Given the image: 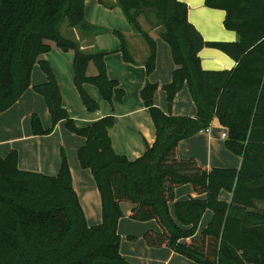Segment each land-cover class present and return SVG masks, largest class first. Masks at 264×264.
I'll list each match as a JSON object with an SVG mask.
<instances>
[{
  "label": "trees",
  "instance_id": "trees-1",
  "mask_svg": "<svg viewBox=\"0 0 264 264\" xmlns=\"http://www.w3.org/2000/svg\"><path fill=\"white\" fill-rule=\"evenodd\" d=\"M84 1L0 0V113L31 87L45 100L53 124L43 129L33 113V135L48 134L65 120L84 137L76 156L98 189L101 221L87 224L63 152L57 173L49 175L20 169L17 151L11 149L0 156V264H131L119 250L117 225L124 201L132 204L130 218L159 224L160 230L143 233L148 246H168L198 264H264V0H204L207 7L224 10V27L238 34L237 41L204 40L181 0H98L108 8L119 7L147 44V74L156 58L150 31H157L174 63L171 80L161 85L168 107L184 85L196 106L193 117L166 112L153 103L159 85L146 82L140 96L155 139L134 159L114 150L112 115L84 126L73 123L62 106L56 75L41 57L50 49L48 41L73 52V82L88 111L98 103L87 92V81L109 102L112 97L122 102L124 89L107 76L104 54L82 48L104 31L85 20ZM143 19L150 25L147 30ZM64 22L71 37L60 31ZM204 46L224 52L235 65L203 69L198 52ZM119 50L125 61L135 62L125 38ZM89 61L96 67L93 75L85 73ZM36 62L46 80L31 84ZM212 116L226 128V149L241 157L238 168L206 167L194 157L178 155V142L207 129ZM186 183L196 196L175 201L172 216L168 203ZM221 189L231 193L229 202L219 198ZM206 209L212 218L194 237Z\"/></svg>",
  "mask_w": 264,
  "mask_h": 264
},
{
  "label": "crops",
  "instance_id": "crops-1",
  "mask_svg": "<svg viewBox=\"0 0 264 264\" xmlns=\"http://www.w3.org/2000/svg\"><path fill=\"white\" fill-rule=\"evenodd\" d=\"M181 1L186 3L188 7V19L201 32L204 40L236 41V34L232 31H226L224 28V10L207 7L204 3V0ZM97 2L98 5L95 7L97 12L100 11V7L109 9L108 7L102 5L98 0ZM85 4L84 17L86 16L87 18L88 13L89 15L91 13L89 12V8L87 10ZM90 21L95 22L92 19H90ZM95 37L92 40V44H88L91 49L93 48L94 40L96 39ZM133 39L131 42L129 39H126L127 46L132 47L133 45L134 48V51L129 52L135 61L134 64L144 67L143 61L147 54V47L142 41ZM162 52L164 57H166V51ZM168 54L170 57L171 53ZM198 56L200 59V66L203 69H230L235 65V61L230 56L216 48L209 46H204L198 52ZM48 61L55 69V64L52 62L51 58H48ZM34 66L32 67L31 72V84L45 81L46 76L41 74L39 69H34ZM173 68L174 63L171 64L167 57L166 61H164L162 65H159L158 51H156L155 68L150 75V80L153 83H157L159 85L168 83L170 81V75ZM137 86L139 85L136 84V87ZM121 88L123 87L121 86ZM182 92V95H184L185 99L188 101L186 110H177L172 114L193 117L196 114V109L194 111V108L187 97V92H185V89ZM155 104L159 108H162V104ZM42 106V96L34 92L31 87H28L12 106L0 113V156H5L11 149H15L18 155L17 164L20 169L54 175L57 173L59 168L57 143L64 145V142L60 140H54L50 135L32 134L30 126L31 115L37 112L42 117H44L45 120L44 115L46 111L44 110L39 112V109H42ZM144 107L140 105L137 109L131 111H144ZM100 117H95L90 121L93 122ZM137 126H140L142 129V131L139 130V134L143 139V143L138 137L129 138L127 139L129 145L127 148H120L119 144L113 140V126L111 129V141L114 150L119 154H124L127 153V151H130L132 154L130 157L124 154L130 159L139 157L145 151L147 145H151L155 139L154 127H150L146 124V122L144 125L137 124ZM225 136L226 128L223 126L222 129L218 130L216 133L211 132L210 128L208 127L207 131L203 130L192 136L181 139L178 142L177 147L178 155L181 158L194 157L201 165L206 167L216 166L238 168L241 163V157L226 149L224 146ZM84 141L85 139L82 137L77 148L82 146ZM89 171H82L76 168L74 163L70 164L72 187L78 196L87 224L94 225L101 221V204L98 189L94 183L92 174ZM225 194L226 195L223 197L219 195V198L223 201L229 202L231 193L226 192ZM190 195L196 196L192 193L191 186L188 183L180 185L175 189L174 199L168 203L169 211L172 216L174 215L175 201H183ZM124 206L125 209L122 210L123 214L119 218L117 225V230L120 235L119 250L122 256H124V258L131 264H198L195 261L175 252L168 246H148L143 240L142 235L146 230L149 229L160 230L159 224L154 219H150L148 221H134L129 217V210L131 206ZM210 213L213 215L210 209H206L202 214L200 221L203 216L206 215L207 217ZM199 231H201V226H197L194 237L198 235Z\"/></svg>",
  "mask_w": 264,
  "mask_h": 264
},
{
  "label": "rangeland",
  "instance_id": "rangeland-1",
  "mask_svg": "<svg viewBox=\"0 0 264 264\" xmlns=\"http://www.w3.org/2000/svg\"><path fill=\"white\" fill-rule=\"evenodd\" d=\"M97 3V0H85L84 4L86 5L87 10L89 8V12L91 13L90 15L88 13L89 17L87 16L86 18L85 16V20L88 23H91L97 27L104 29V31L95 37L96 39L94 40V45L92 49L88 45H84V47L82 48L86 51L100 52L104 54V62L107 76L109 78L116 79L118 81L119 86H122L124 89L123 102H116L113 97L112 101L109 102L106 98L101 95L98 87L93 82L87 81L85 83V88L98 103V108L96 110L88 111L83 106L73 82V52L70 50H60L54 45L53 41H48V43L50 44V49L45 52L41 57L45 59L51 67L52 65L49 63L48 58H51L52 62L55 64V69L53 67L52 68L56 73L57 82L61 94V103L62 106L67 110L68 117L73 121V123L76 126H84L86 124H89V122H91L90 120L95 117H102L106 116L107 114L112 115L114 117L113 140H115L119 144L120 148H127L129 147L127 141V139L129 138L138 137L143 143V139L139 134V130L142 131V129L140 126H137V124L144 125V123L146 122L147 125L153 127V122L150 113L148 109L144 107L142 98L140 96V90L146 84V82L153 83L150 80V75L152 74L154 69L147 74L145 67L138 66L133 62H128L123 59L122 53L119 50L121 38L129 39L130 42L133 38L138 39V41H142L146 47L147 44L142 39V37H140L137 33L133 31L131 25L128 23L124 13L119 7L109 9L100 7V11L97 12L95 9L96 5H98ZM89 18L94 20L95 22L90 21ZM142 23L146 30L150 28V25L144 19L142 20ZM65 28L66 26L64 22L60 26V31L66 36L71 37L72 35L67 32L69 30L65 31ZM226 31L234 32L237 36L236 41L239 39L238 34L234 30L226 29ZM150 32L156 42V51H158V64L162 65L164 61H166V57L169 59L170 63L173 64L171 55L169 57L168 54L170 53L168 44L158 35L155 29H151ZM76 35L77 34H75L74 36ZM128 47L129 51H134L133 45L132 47ZM162 51H166V57H164ZM34 65V69H39V72L45 76L41 65L38 62H36ZM95 72L96 67L94 63L92 61H89L85 67V73L87 75H93L95 74ZM171 77L172 72L170 75V80ZM136 84H138L139 86L136 87ZM184 89L185 92H187V97L195 111L196 106L192 100L191 93L186 85H184L182 88H180V90L176 92L172 99L170 107H168L167 104L166 93L161 88V85H159L153 93V103L162 104V108L164 109H161L166 112L170 111L171 113H173L177 110H186L188 101L187 99H185L184 95H182V91ZM42 105V109H39V112H42L44 110L46 111L44 115L45 120L44 117H42L39 113L35 112V114L39 118L40 124L43 129L51 128V126L53 125L51 114L43 98ZM140 105L144 107V111H131L137 109ZM208 127L210 128L211 132L215 133L218 130L222 129V125L220 124L216 116H212ZM44 135H50L51 137H53L54 140H60L64 142V145L61 143H57V156L59 158V164L61 161V153L63 152L69 169L70 164L74 163L76 168L82 171H89V169H84L80 167L76 156L78 143L80 144L82 136L72 132L67 127L65 120H59L58 122H56L51 131L48 134ZM124 154H126L128 157L132 155L130 151H127V153ZM226 192L228 191L225 189H221L219 195L223 197L224 195H226ZM124 205H127L129 207L132 206L130 202L124 201L121 203L122 210L125 209ZM211 218V213L208 214L207 217L206 215L202 217L198 225L199 227L201 226V230L207 226ZM133 220L137 222L141 221L135 219Z\"/></svg>",
  "mask_w": 264,
  "mask_h": 264
},
{
  "label": "built area",
  "instance_id": "built-area-1",
  "mask_svg": "<svg viewBox=\"0 0 264 264\" xmlns=\"http://www.w3.org/2000/svg\"><path fill=\"white\" fill-rule=\"evenodd\" d=\"M208 129V128H207ZM207 129H205L204 131H207Z\"/></svg>",
  "mask_w": 264,
  "mask_h": 264
},
{
  "label": "water",
  "instance_id": "water-1",
  "mask_svg": "<svg viewBox=\"0 0 264 264\" xmlns=\"http://www.w3.org/2000/svg\"><path fill=\"white\" fill-rule=\"evenodd\" d=\"M243 208V207H242Z\"/></svg>",
  "mask_w": 264,
  "mask_h": 264
}]
</instances>
